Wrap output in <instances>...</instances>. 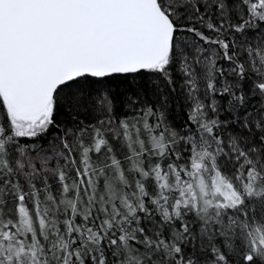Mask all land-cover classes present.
I'll return each mask as SVG.
<instances>
[{"label": "snow or ice", "instance_id": "1", "mask_svg": "<svg viewBox=\"0 0 264 264\" xmlns=\"http://www.w3.org/2000/svg\"><path fill=\"white\" fill-rule=\"evenodd\" d=\"M0 264H264V0H0Z\"/></svg>", "mask_w": 264, "mask_h": 264}, {"label": "trees", "instance_id": "2", "mask_svg": "<svg viewBox=\"0 0 264 264\" xmlns=\"http://www.w3.org/2000/svg\"><path fill=\"white\" fill-rule=\"evenodd\" d=\"M124 78L121 77L119 78L117 81L114 82V86H118L120 88V90H123L124 88H126L128 86V83H130V78H129V81L128 83H121L120 81H123ZM174 116H175V119L170 121V122H174V123H179L180 122V118H179V115H178V109L175 110L174 112ZM129 119H131V117H129ZM110 143L112 144L113 148L115 149L116 151V155L119 159L123 160V154H122V151L120 149V145L117 143L116 140H114L112 138V134L111 133H106ZM28 207L31 208V202L29 201L28 202Z\"/></svg>", "mask_w": 264, "mask_h": 264}]
</instances>
